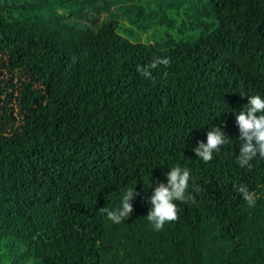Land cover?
Instances as JSON below:
<instances>
[{
  "label": "trees",
  "instance_id": "16d2710c",
  "mask_svg": "<svg viewBox=\"0 0 264 264\" xmlns=\"http://www.w3.org/2000/svg\"><path fill=\"white\" fill-rule=\"evenodd\" d=\"M195 9L0 0V264H264V158L238 164L236 122L264 98V0ZM213 126L229 142L205 163L193 148ZM177 165L196 202L156 231L148 197ZM129 187L134 210L113 223L101 209Z\"/></svg>",
  "mask_w": 264,
  "mask_h": 264
},
{
  "label": "clouds",
  "instance_id": "9594fccd",
  "mask_svg": "<svg viewBox=\"0 0 264 264\" xmlns=\"http://www.w3.org/2000/svg\"><path fill=\"white\" fill-rule=\"evenodd\" d=\"M168 66V57L158 58L147 66H137V71L145 78H151V69L158 65ZM166 76L167 73H164ZM247 107L236 114V122L239 128L238 139L243 143L239 149L237 162L241 167H251V161L259 155L264 158V98L260 95L248 96ZM229 142V137L219 128L213 126L207 133V141L198 142V146L193 148L196 157L201 158L205 163L213 159V153L220 150V147ZM167 182L158 183L148 197L151 208L146 216L152 224L153 229L160 231L165 223L178 220L180 209L177 201L181 203H195L194 195L189 192V181L192 178L187 167L173 166L166 173ZM193 191L199 192L200 187L193 185ZM237 191L242 195L249 207L255 206L257 196L254 191H250L246 184H240ZM139 195L134 187L127 188L122 196L120 207L116 209L102 208L108 219L113 223H120L133 212L132 201Z\"/></svg>",
  "mask_w": 264,
  "mask_h": 264
},
{
  "label": "rangeland",
  "instance_id": "374dc122",
  "mask_svg": "<svg viewBox=\"0 0 264 264\" xmlns=\"http://www.w3.org/2000/svg\"><path fill=\"white\" fill-rule=\"evenodd\" d=\"M194 2H195V5H196V9L195 10H200V9H202L204 7L206 0H194ZM207 22L210 23L211 21L208 20ZM132 27L134 28V25H132ZM133 31L134 32H137V30H133ZM121 34H122L123 37H126L127 34H128V32H126V33L121 32ZM145 36L146 35H144V36L142 35V38H144ZM131 40H132V38H131ZM31 261H32V259L30 260V262ZM35 264H41V262H37Z\"/></svg>",
  "mask_w": 264,
  "mask_h": 264
}]
</instances>
